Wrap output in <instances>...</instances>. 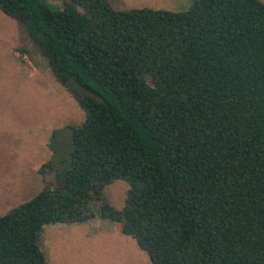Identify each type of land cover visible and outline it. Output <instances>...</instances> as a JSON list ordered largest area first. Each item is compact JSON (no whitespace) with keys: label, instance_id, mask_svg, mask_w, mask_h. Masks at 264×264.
<instances>
[{"label":"trees","instance_id":"16d2710c","mask_svg":"<svg viewBox=\"0 0 264 264\" xmlns=\"http://www.w3.org/2000/svg\"><path fill=\"white\" fill-rule=\"evenodd\" d=\"M0 11L85 114L51 131L43 186L0 214V264H47L45 226L95 217L151 264H264V2L0 0ZM117 180L121 209L103 195Z\"/></svg>","mask_w":264,"mask_h":264},{"label":"rangeland","instance_id":"374dc122","mask_svg":"<svg viewBox=\"0 0 264 264\" xmlns=\"http://www.w3.org/2000/svg\"><path fill=\"white\" fill-rule=\"evenodd\" d=\"M41 1L52 9L62 5V0ZM110 1L118 9L177 11L192 0ZM25 48L28 52L21 51ZM84 118L83 109L51 74L27 34L0 11V214L43 186L38 170L50 157L51 131L80 124ZM127 190L128 184L117 180L104 187L103 195L110 205L121 209ZM39 245L47 264H151L136 241L121 232L119 223L100 217L45 226Z\"/></svg>","mask_w":264,"mask_h":264}]
</instances>
